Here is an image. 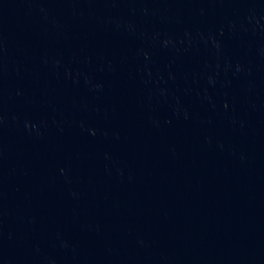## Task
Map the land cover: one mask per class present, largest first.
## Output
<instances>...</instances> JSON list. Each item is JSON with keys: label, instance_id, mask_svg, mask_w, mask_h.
<instances>
[{"label": "water", "instance_id": "water-1", "mask_svg": "<svg viewBox=\"0 0 264 264\" xmlns=\"http://www.w3.org/2000/svg\"><path fill=\"white\" fill-rule=\"evenodd\" d=\"M0 264H264V0H0Z\"/></svg>", "mask_w": 264, "mask_h": 264}]
</instances>
